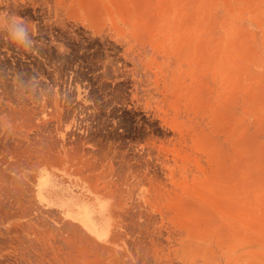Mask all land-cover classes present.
Here are the masks:
<instances>
[{"label":"rangeland","instance_id":"obj_1","mask_svg":"<svg viewBox=\"0 0 264 264\" xmlns=\"http://www.w3.org/2000/svg\"><path fill=\"white\" fill-rule=\"evenodd\" d=\"M256 236L264 0H0V264H264Z\"/></svg>","mask_w":264,"mask_h":264},{"label":"crops","instance_id":"obj_2","mask_svg":"<svg viewBox=\"0 0 264 264\" xmlns=\"http://www.w3.org/2000/svg\"><path fill=\"white\" fill-rule=\"evenodd\" d=\"M44 166H46L47 168H49V169L52 170L51 180L53 181V183H56V182L57 183H60V181H61L60 173L58 171H55L54 169H52L51 167H49L47 165H44ZM35 182H36V177H35V180H34V185H35ZM57 189H59V188H57ZM47 192H48V197L50 199L53 198L55 195H60L61 196V190L59 189V190L55 191V189L52 188L51 186H50V188L48 187ZM38 193L40 195V190L38 191ZM34 194L36 196V200H37L38 206L42 207V209L49 210V211H56V212H59L60 211V209L58 208V206L55 203L48 202V201L47 202H44V203H40V196L39 197L37 196L35 189H34ZM104 208L102 210H100V214L99 215H101V217H103V219H105L104 221H105V223L107 225V228H108V231H109L110 217L105 212H103L104 211ZM107 234H108V232H107ZM106 235H105V237H106Z\"/></svg>","mask_w":264,"mask_h":264},{"label":"bare ground","instance_id":"obj_3","mask_svg":"<svg viewBox=\"0 0 264 264\" xmlns=\"http://www.w3.org/2000/svg\"><path fill=\"white\" fill-rule=\"evenodd\" d=\"M253 239L255 240L254 244H257L259 247L264 248V237L263 236H256Z\"/></svg>","mask_w":264,"mask_h":264}]
</instances>
